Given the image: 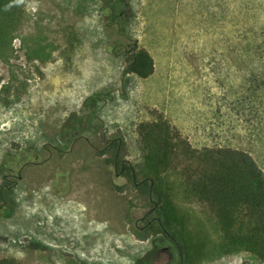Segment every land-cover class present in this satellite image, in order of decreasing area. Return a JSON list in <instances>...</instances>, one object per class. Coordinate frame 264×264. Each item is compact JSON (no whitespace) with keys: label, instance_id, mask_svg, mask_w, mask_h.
<instances>
[{"label":"rangeland","instance_id":"rangeland-1","mask_svg":"<svg viewBox=\"0 0 264 264\" xmlns=\"http://www.w3.org/2000/svg\"><path fill=\"white\" fill-rule=\"evenodd\" d=\"M17 11L0 46V191L12 173L14 206L0 216V261L184 264L122 165L143 163L140 130L162 117L193 148L245 150L264 172V0H26ZM141 49L147 77L125 72ZM17 153L25 166L6 169ZM169 175L179 208L205 224L210 248L194 264H264L223 253L211 214Z\"/></svg>","mask_w":264,"mask_h":264},{"label":"trees","instance_id":"trees-1","mask_svg":"<svg viewBox=\"0 0 264 264\" xmlns=\"http://www.w3.org/2000/svg\"><path fill=\"white\" fill-rule=\"evenodd\" d=\"M26 0H0V46L5 33L17 14V4ZM6 23V29L2 24ZM125 72L147 77L153 72V60L141 49L130 56ZM70 118L81 120L76 112ZM145 150L142 164L122 165L138 187L144 186L149 210L156 211L162 231L174 236L184 264H194L209 251V239L204 235L205 224L191 222L178 206L174 195L171 172L179 177L178 186L186 197L196 198L211 214L219 233L223 253L246 251L264 260V172L253 156L232 147L195 149L166 119L143 125L140 130ZM28 157L26 153L5 155L3 166L15 169ZM195 161V167L179 160ZM21 163V164H20ZM193 168V170H191ZM206 232V230H205ZM0 264H14L3 259Z\"/></svg>","mask_w":264,"mask_h":264},{"label":"flooded vegetation","instance_id":"flooded-vegetation-1","mask_svg":"<svg viewBox=\"0 0 264 264\" xmlns=\"http://www.w3.org/2000/svg\"><path fill=\"white\" fill-rule=\"evenodd\" d=\"M119 140V139H118ZM27 162H25L24 164L21 165L20 168H22L23 166H25ZM7 169V168H6ZM12 173H6L4 175V179H5V183L2 184V187H1V191H0V216L1 217H7V216H10L12 211H13V204H11L8 200H6L3 196V191L7 188V190H10V186H7L5 185L6 184V181L8 180H11V177H12ZM17 178H20L21 177V173H20V170L18 171L17 173ZM14 183H12L11 185H13ZM6 186V188H4ZM4 189V190H3ZM149 212V211H148ZM153 220L151 222H149L151 219L148 220V224L152 223L154 220H159L158 218H152ZM160 225V224H159ZM141 229L143 228V226L140 227ZM167 233V232H166ZM167 235H170L167 233ZM41 251H44L45 253L47 252L46 248H39Z\"/></svg>","mask_w":264,"mask_h":264},{"label":"bare ground","instance_id":"bare-ground-1","mask_svg":"<svg viewBox=\"0 0 264 264\" xmlns=\"http://www.w3.org/2000/svg\"><path fill=\"white\" fill-rule=\"evenodd\" d=\"M32 103H35V102H32ZM35 107V106H34ZM1 109V108H0ZM26 109V108H25ZM10 115V114H9ZM15 123H16V120H15ZM71 199V198H70ZM72 200V199H71ZM59 202V201H58ZM60 203V202H59ZM79 208V207H78ZM62 211V210H61ZM63 213H64V217H69V211L67 210H65V211H62ZM65 220H68V219H65ZM120 247H122V246H120Z\"/></svg>","mask_w":264,"mask_h":264},{"label":"water","instance_id":"water-1","mask_svg":"<svg viewBox=\"0 0 264 264\" xmlns=\"http://www.w3.org/2000/svg\"><path fill=\"white\" fill-rule=\"evenodd\" d=\"M153 219H151L149 222H151ZM159 221V220H158ZM159 224L161 225V222L159 221Z\"/></svg>","mask_w":264,"mask_h":264}]
</instances>
